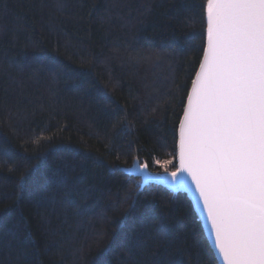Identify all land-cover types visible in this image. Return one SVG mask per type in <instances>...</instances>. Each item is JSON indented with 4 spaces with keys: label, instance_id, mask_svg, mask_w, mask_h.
Here are the masks:
<instances>
[{
    "label": "trees",
    "instance_id": "16d2710c",
    "mask_svg": "<svg viewBox=\"0 0 264 264\" xmlns=\"http://www.w3.org/2000/svg\"><path fill=\"white\" fill-rule=\"evenodd\" d=\"M204 4L0 0V264H218L186 195L126 174L176 169Z\"/></svg>",
    "mask_w": 264,
    "mask_h": 264
},
{
    "label": "snow or ice",
    "instance_id": "6c2138e0",
    "mask_svg": "<svg viewBox=\"0 0 264 264\" xmlns=\"http://www.w3.org/2000/svg\"><path fill=\"white\" fill-rule=\"evenodd\" d=\"M202 7L205 47L178 127L173 190L191 191L184 176L191 178L223 264H264V0ZM142 167L137 160L126 171ZM150 179L145 172L138 187Z\"/></svg>",
    "mask_w": 264,
    "mask_h": 264
},
{
    "label": "water",
    "instance_id": "95a60500",
    "mask_svg": "<svg viewBox=\"0 0 264 264\" xmlns=\"http://www.w3.org/2000/svg\"><path fill=\"white\" fill-rule=\"evenodd\" d=\"M205 40H206V37H205ZM198 70H199V67H198ZM198 70H197V72H198ZM195 76H196V74H195ZM194 79H195V77H194ZM190 90H191V88H190ZM177 152H178V142H177ZM140 164H141V166H143L146 163H140ZM176 166L178 167V155L176 157ZM145 172L150 175L151 179L148 181V183L142 189L140 188L141 190H143L148 185H157V186H161L163 188H167L173 193H176V194L182 193V194L187 196V198L189 199V201L193 205L194 211H195V213H196V215H197V217H198V219H199V221L201 223L202 229H203L204 234L206 236V239H207V241H208V243H209V245H210V247H211V249H212V251H213V253L215 255L217 263L218 264H223L222 257L219 256L218 249H216L214 247V245H213L214 234H213V232L211 230L210 222H208L205 219L206 213L202 209V203H201L200 207H196L195 206V199L194 198L198 195V193L195 192V186H194V184H192L191 178L188 177L186 174L184 176V182L187 185V187L191 189V191H188L187 189H181L179 191H175L174 192L173 189H174L175 181L172 178V176L170 175L171 172L170 173H153V172H150L148 167H147V169H143V167H142L141 171L138 172V173H131L130 174V173H128L126 171V174L128 176H130V177L140 178L141 181H142L144 179V173Z\"/></svg>",
    "mask_w": 264,
    "mask_h": 264
}]
</instances>
